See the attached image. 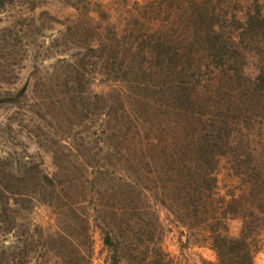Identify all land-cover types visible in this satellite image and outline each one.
I'll use <instances>...</instances> for the list:
<instances>
[{"label":"rangeland","instance_id":"374dc122","mask_svg":"<svg viewBox=\"0 0 264 264\" xmlns=\"http://www.w3.org/2000/svg\"><path fill=\"white\" fill-rule=\"evenodd\" d=\"M210 11L229 25L247 11L263 16L264 0H0V264L217 263L207 233L178 226L141 181L153 162L139 101L156 60L136 50L182 38ZM233 42L246 50V76L264 71V37ZM199 71L201 86L213 84L216 70ZM230 94L231 106L243 100ZM244 116L264 177V90ZM239 172L221 159L219 193L247 201L249 179ZM134 174L141 180L131 197ZM241 212L256 226L247 237L253 264H264V215ZM241 216L222 219L220 234L238 237Z\"/></svg>","mask_w":264,"mask_h":264},{"label":"trees","instance_id":"16d2710c","mask_svg":"<svg viewBox=\"0 0 264 264\" xmlns=\"http://www.w3.org/2000/svg\"><path fill=\"white\" fill-rule=\"evenodd\" d=\"M220 17L225 19L219 11L199 12L191 24L185 25L182 38L157 37L144 47L134 40L139 51L136 54L156 60L154 79L141 88L148 97L139 101L147 115V121L139 126H144L153 170L152 176L140 180L178 226L207 233L203 239L209 240L215 251L216 264H253L254 251L247 237L254 234L256 226L247 222L241 211L248 210L255 220L257 214L264 215V177L244 112L264 90V71L252 78L246 76L242 67L246 50L232 47V43L235 35L240 41L247 37L250 42L264 37V15L247 11L241 21L232 17L229 25H221ZM204 60L209 64L204 65ZM202 66L208 74L217 71L209 86H201L197 78ZM143 91L139 92L141 96ZM231 91L243 98L241 103L231 106ZM221 159H226L235 174L243 169L248 177L247 201L233 194L226 199L219 193ZM256 161L258 164H254ZM139 177L134 174L130 180L131 197ZM40 178L46 188L55 191V178ZM130 208L136 211L135 206ZM240 216L244 218V232L238 237L222 236V219ZM99 226L104 243L113 245L112 236Z\"/></svg>","mask_w":264,"mask_h":264}]
</instances>
